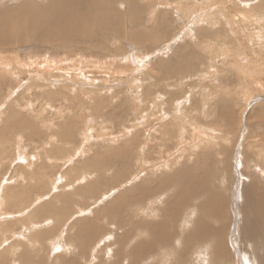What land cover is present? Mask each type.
Wrapping results in <instances>:
<instances>
[{
	"label": "rangeland",
	"instance_id": "rangeland-1",
	"mask_svg": "<svg viewBox=\"0 0 264 264\" xmlns=\"http://www.w3.org/2000/svg\"><path fill=\"white\" fill-rule=\"evenodd\" d=\"M49 3L0 0V264H264L244 205L264 198V0H96L108 27L66 38L35 24ZM196 110L195 136L163 134Z\"/></svg>",
	"mask_w": 264,
	"mask_h": 264
},
{
	"label": "bare ground",
	"instance_id": "bare-ground-1",
	"mask_svg": "<svg viewBox=\"0 0 264 264\" xmlns=\"http://www.w3.org/2000/svg\"><path fill=\"white\" fill-rule=\"evenodd\" d=\"M67 2H68V0H50V3H49V5H47V6H43V7H41V8H38V9H36L37 11H38V13H37V11H36V15L33 17V19L36 21H34L35 22V24H38V27H39V24L40 23H45V24H47V26H50V28L51 27H53V31H55V32H57L58 33V36L61 38V37H63V38H66V37H69V35H71L73 32H77V28H79V30H82L84 33H86V34H88V32L89 31H91V33L89 34V35H93V33L95 32L94 30H92V28H96V27H94V25H92V24H96V25H98L99 26V28H106V27H108V23H107V17L106 18H104L105 16H101L99 13H98V11H97V8H95L96 7V0H73V1H70L69 3L70 4H68V6H66V4H67ZM99 2V1H98ZM219 2V1H218ZM220 3V2H219ZM101 4V3H100ZM100 4H99V6H100ZM183 4V3H182ZM215 5L217 6V8H218V3L216 4V2H215ZM106 6V5H105ZM109 7V6H108ZM99 8V7H98ZM40 9H42V10H40ZM102 10V9H101ZM101 10H99V11H101ZM32 11V10H31ZM246 11V9L245 10H240V14H241V16L242 17H245V16H247L248 15V12H245ZM11 12V11H10ZM33 12H34V10H33ZM102 12V11H101ZM104 12V11H103ZM106 12V11H105ZM218 12H219V15H221L222 13H221V11H220V9L218 8ZM13 13V12H12ZM11 13V14H12ZM28 14V13H27ZM9 15V14H8ZM104 15V14H103ZM32 16V15H31ZM111 16V15H110ZM222 16V15H221ZM231 16V15H230ZM240 16V17H241ZM254 16V15H253ZM12 17V16H11ZM24 17V16H23ZM227 18H229V15L228 16H226ZM248 17V16H247ZM260 17V16H259ZM9 16H7V15H5V14H3L2 16H0V24L3 26V25H6V26H8L9 25ZM31 18V17H30ZM30 18H29V20H30ZM224 18V17H223ZM251 18V17H250ZM256 18V17H255ZM19 19V18H18ZM23 19V18H22ZM24 19H26V20H28L27 18H26V15H25V17H24ZM83 19H86L87 20V22H89L90 23V25L89 24H87L86 22H85V20H83ZM106 19V20H105ZM112 19V18H111ZM246 19H248V18H246ZM259 19V18H258ZM11 20V19H10ZM21 20V19H20ZM19 20V21H20ZM251 20V19H250ZM260 21V20H259ZM21 22V21H20ZM116 22V21H115ZM246 22H249V21H246ZM254 22H256V19H255V21ZM24 23V22H23ZM26 23V22H25ZM31 23H32V20H31ZM244 23V22H243ZM19 24H21V23H19ZM235 24V23H234ZM255 24H257V22L255 23ZM28 25V23L26 24V26ZM118 25H120V24H118ZM251 25V24H250ZM253 25V24H252ZM258 25V24H257ZM1 26V27H2ZM35 26V25H34ZM254 26V25H253ZM30 27V26H29ZM18 28V27H17ZM48 28V27H47ZM120 28V27H119ZM96 29H98V28H96ZM7 30V29H6ZM52 30H50V31H52ZM117 30V29H116ZM122 29H120V31H121ZM46 31V30H45ZM123 31V30H122ZM11 32V31H10ZM44 32V31H43ZM42 32V33H43ZM78 33V32H77ZM124 33V32H123ZM44 34V33H43ZM46 34H47V32H46ZM115 34V33H114ZM122 34V33H121ZM51 35V34H50ZM55 35V34H54ZM74 35V34H73ZM82 35V34H81ZM53 36V35H52ZM72 36V35H71ZM96 36V35H95ZM1 37H6V35H4L3 36V33H0V39H1ZM58 37V38H59ZM74 37H76L75 35H74ZM73 37V38H74ZM79 37V36H78ZM134 38V37H133ZM132 39V38H131ZM65 40V39H64ZM252 44V43H251ZM208 45V44H207ZM206 45V47L208 48V46L210 47V45H208L207 46ZM253 60V59H252ZM251 61V60H250ZM251 64V63H250ZM256 64V63H255ZM257 64H258V62H257ZM239 66H240V64H239ZM263 67V66H262ZM240 68V67H239ZM246 68V67H245ZM254 68H256V66H254V64H252V66H250V68H248L247 67V69H245V70H247L248 71V73H249V80H248V84H253V86L254 85H256V86H260L261 85V81H259V79L257 80L255 77H254ZM239 70V69H238ZM241 70V69H240ZM245 70L244 71H242L243 72V74L245 75V73L247 72H245ZM263 70V69H262ZM246 76V75H245ZM244 81H246V80H244ZM247 83V82H246ZM242 84V83H241ZM244 86V85H243ZM242 86V87H243ZM261 87V86H260ZM213 90V89H212ZM217 90H219V89H217ZM248 90H247V87H244V88H242V92H240L243 96H248V92H247ZM210 92H208V94H209ZM216 93V92H215ZM247 94V95H246ZM228 95V94H227ZM144 96V95H143ZM70 97V96H69ZM203 102V101H202ZM216 103H217V101H216ZM226 104V103H225ZM224 104V105H225ZM202 105V104H201ZM204 105V104H203ZM217 105H218V103H217ZM222 105V104H221ZM227 105V104H226ZM203 107V106H202ZM226 107V106H225ZM199 108H201V107H199ZM218 109H219V107H218ZM220 109H222V108H220ZM217 110V112H210L209 114V116H211V114H212V116H215L216 118H218L219 120L220 119H224L223 117H227L228 115H227V113H225V111H221V110ZM203 110V109H202ZM201 110V111H202ZM195 111V110H194ZM199 112V110H198V112H199V114H201V115H203V116H205L204 114H203V112ZM208 111V110H207ZM227 111V110H226ZM192 111H190V113H191ZM198 112H197V110H196V112L194 113V114H189V115H187V114H185V112H183V114L181 115V120L179 121V122H177L176 120L174 121L175 122V124L173 123V126H171V129L170 130H168V131H166L165 130V128H164V131L165 132H163V134L165 133V136L167 135V138H169V137H172L173 135L174 136H178V137H185V134H189L192 130H194V132L192 131V134H191V136H195L196 134H197V125H198V123L197 124H195V126H193L192 125V121L194 120V119H196L197 117H199V114H198ZM194 116V117H193ZM232 118V117H231ZM230 118V119H231ZM197 119H199V118H197ZM221 122V121H220ZM228 123H230L229 121H228ZM193 127V128H192ZM217 130H218V132H220V129L218 128V129H215V128H213V127H209L208 128V134H207V137H211V138H214L215 139V137H221V136H217ZM199 132V131H198ZM200 134L199 135H203V136H206L205 134H203L202 132H199ZM162 134V135H163ZM173 136V137H174ZM163 138H165V137H163ZM187 138L189 139V137L187 136ZM225 138H227L226 136H223V139H225ZM199 139V138H198ZM213 139V140H214ZM168 140V139H167ZM170 140V139H169ZM168 140V141H169ZM178 140V139H177ZM176 140V141H177ZM200 140V139H199ZM203 140V139H202ZM202 140H201V143H202ZM221 140H222V138H221ZM129 141V140H128ZM186 141V140H185ZM205 140H203V142H204ZM207 141V140H206ZM205 141V142H206ZM178 142V141H177ZM198 142H200V141H198ZM182 143V142H181ZM166 144V143H165ZM196 143L194 142V145H195ZM199 144V143H198ZM197 144V145H198ZM204 144H207V143H203V145ZM256 144H257V142H256ZM193 145V144H192ZM191 145V146H192ZM193 145V146H194ZM202 145V144H201ZM190 146V145H189ZM196 146V145H195ZM195 146H194V148H195ZM191 149H193V148H191ZM196 149H199V147H197ZM195 149V150H196ZM194 150V149H193ZM197 153V152H196ZM166 158V157H165ZM175 158V157H174ZM176 159V158H175ZM175 162V161H174ZM178 162H180V161H178ZM184 162V161H183ZM181 163V162H180ZM168 164V163H167ZM177 165H178V163H177ZM182 165V164H181ZM186 165V164H185ZM184 165V166H185ZM260 168V167H259ZM165 169V168H164ZM181 169V168H180ZM264 169V168H263ZM156 170V169H155ZM261 170V169H260ZM195 171V170H194ZM199 171V170H198ZM264 171V170H263ZM185 169L184 168H182L181 169V171H179V169H177V171L175 172H172V173H170L169 175H167V177L166 178H162V184L165 186L169 181H173V180H176L177 182L176 183H178V186H181V190H182V188H184L183 187V185L181 184V181H180V178L185 174ZM187 172H189L188 170H187ZM193 172V171H192ZM201 173H204V171H200ZM30 173V172H29ZM191 173V172H190ZM167 174V173H166ZM193 175V174H192ZM206 175V174H205ZM188 176V175H187ZM185 177V176H184ZM189 177V176H188ZM195 177L196 178H202L201 176H200V174H199V176L196 174L195 175ZM184 180V179H183ZM196 180V179H195ZM179 181V182H178ZM201 181V180H200ZM161 182V181H160ZM198 182V181H197ZM207 182V179L206 180H204V183H206ZM159 183V182H158ZM157 183V184H158ZM161 184V183H160ZM184 184V183H183ZM187 184V183H186ZM190 184H192V183H190ZM190 184H188L189 186H190ZM197 185V184H196ZM210 185V184H209ZM253 185V184H252ZM152 186V185H151ZM157 186V185H156ZM188 186V187H189ZM169 187V186H168ZM193 187V186H192ZM198 187H200V186H198ZM258 187V186H257ZM147 188V187H146ZM146 188H144V191L146 190ZM193 189V188H192ZM195 189V188H194ZM252 189V187H250V188H247L246 189V192H245V194L247 195V194H249V196L246 198V200H245V203H244V205H245V207H249V209H250V211L252 212V213H255V218L253 219L254 220V222H253V227H254V229L256 230V228H257V231H259V229H261V228H263L264 229V198H259L258 200H256V199H253V197H252V193H250V192H247V191H249V190H251ZM153 190V189H152ZM151 190V191H152ZM165 190V189H164ZM185 190H186V188H185ZM189 190V189H188ZM196 190V189H195ZM198 190V189H197ZM196 190V191H197ZM208 190V191H207ZM207 190H206V193L207 194H209L210 193V196H209V201H206V203H211V204H208V205H206L204 202H201L200 203V207L201 208H203V209H205V212L207 213V215H209V217H211V218H214V217H218L219 216V218H220V216L222 215V212L219 210V211H217V208L214 206V203H215V201H214V198H216L218 195L216 194V193H213V190L210 188V187H208L207 188ZM196 191H194V193L196 192ZM153 192V191H152ZM161 192V191H160ZM198 192V191H197ZM201 192V191H200ZM199 193V192H198ZM191 194V193H190ZM196 194V193H195ZM213 195V196H212ZM4 200V199H3ZM2 200V201H3ZM152 202H154V201H152ZM179 202V201H178ZM218 203H222V201L220 202V199H219V197H218V201H217ZM1 203V202H0ZM155 203V202H154ZM177 203V202H176ZM168 204H170V202L168 203ZM179 204V203H178ZM169 206V205H168ZM168 206H166V209L168 210L169 209V207ZM210 206H212V207H210ZM49 207V206H48ZM166 210V211H167ZM210 212V214H209V212ZM168 212V211H167ZM166 212V213H167ZM169 214H173V215H175L174 214V212H170ZM248 214V213H247ZM173 217V216H172ZM175 217V216H174ZM201 217H203V216H201ZM198 218V217H197ZM119 219V218H118ZM199 219H200V217H199ZM202 219V218H201ZM246 219H247V217H246ZM198 220V219H197ZM196 220V221H197ZM195 221V220H194ZM198 223H201V224H198V226H197V228H193V231L192 232H190L191 234H192V236H197V235H199V234H201V236L202 237H206L207 235H217V234H222L223 233V231H224V228H222V227H224L225 225L223 224V225H220V226H218V227H213L212 225H211V227H209L208 225L209 224H206L205 222H203V221H197ZM119 225H122V223H121V220L119 221V223H118ZM124 224V223H123ZM151 224V223H150ZM150 224H145L144 223V226L145 227H150ZM152 224H154V223H152ZM158 225H156V223L153 225V231H155L156 233H160V232H163V226L161 225L162 223H157ZM206 224V225H205ZM249 224V223H248ZM196 227V226H195ZM259 228V229H258ZM150 229V228H149ZM167 230V229H166ZM252 231V230H251ZM261 231V230H260ZM44 232V231H43ZM117 232V231H116ZM253 232H255V231H253ZM151 233V232H150ZM184 233V232H183ZM259 233V232H258ZM264 233V232H263ZM188 234H189V231H188ZM194 234V235H193ZM220 234V235H221ZM254 234V233H253ZM185 235V234H184ZM190 235V234H189ZM262 235V234H261ZM151 236V235H150ZM163 237H158V236H153L154 237V239H156V240H163V241H165V242H168L169 243V241H168V239L170 238V237H167V235L166 234H163L162 235ZM200 236V235H199ZM224 236V235H223ZM264 236V235H263ZM183 237L184 236H182V242H183ZM190 238V237H189ZM189 238H185V240H184V242L182 243V245H183V247H182V250H187V249H185L186 247H188V245H189V243H190V239ZM201 238V237H200ZM221 238V237H220ZM264 238V237H263ZM195 239V238H194ZM192 240V239H191ZM221 241V240H220ZM217 244V243H216ZM184 252V251H183ZM180 255V254H179ZM182 256V255H181ZM179 257V256H178Z\"/></svg>",
	"mask_w": 264,
	"mask_h": 264
}]
</instances>
